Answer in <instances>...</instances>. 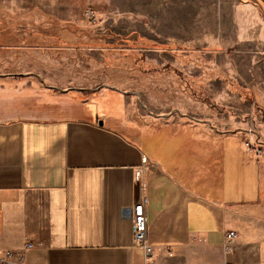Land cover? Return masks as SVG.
Wrapping results in <instances>:
<instances>
[{
  "label": "crops",
  "instance_id": "crops-1",
  "mask_svg": "<svg viewBox=\"0 0 264 264\" xmlns=\"http://www.w3.org/2000/svg\"><path fill=\"white\" fill-rule=\"evenodd\" d=\"M246 2L256 33L264 0ZM237 21L246 23L242 12ZM41 79L0 63V255L145 264L128 210L140 171L151 264H264L263 158L250 131L163 115L140 122L117 91ZM228 231L232 250L222 246Z\"/></svg>",
  "mask_w": 264,
  "mask_h": 264
},
{
  "label": "rangeland",
  "instance_id": "rangeland-1",
  "mask_svg": "<svg viewBox=\"0 0 264 264\" xmlns=\"http://www.w3.org/2000/svg\"><path fill=\"white\" fill-rule=\"evenodd\" d=\"M248 8L242 0H0V63L117 91L140 122L163 115L243 127L264 172V21L254 33Z\"/></svg>",
  "mask_w": 264,
  "mask_h": 264
},
{
  "label": "built area",
  "instance_id": "built-area-1",
  "mask_svg": "<svg viewBox=\"0 0 264 264\" xmlns=\"http://www.w3.org/2000/svg\"><path fill=\"white\" fill-rule=\"evenodd\" d=\"M88 14L92 15L91 10H88ZM133 188L135 191V200L129 210V217L131 220V235H132V245L139 246L143 249V254L145 258V264H151V257L153 249L151 245L148 244V220L146 218V190L145 182L142 179L140 171L134 173ZM235 232L228 231L224 235V240L222 246L227 250H232ZM25 247H30L29 243L25 244ZM0 264H24V258L22 256L13 259L12 254L7 251L0 255ZM226 264H234L232 262H227Z\"/></svg>",
  "mask_w": 264,
  "mask_h": 264
}]
</instances>
